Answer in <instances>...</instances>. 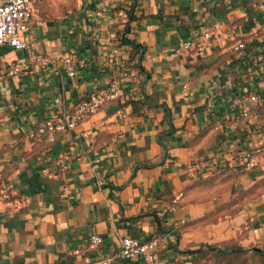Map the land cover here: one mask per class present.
I'll return each instance as SVG.
<instances>
[{"label":"crops","instance_id":"crops-1","mask_svg":"<svg viewBox=\"0 0 264 264\" xmlns=\"http://www.w3.org/2000/svg\"><path fill=\"white\" fill-rule=\"evenodd\" d=\"M206 28L209 47L177 51ZM124 31L145 46L136 67ZM28 37L0 48V264H137L116 256L123 236L155 241L161 264L264 246V0H38ZM112 80L123 94L72 131L37 132ZM240 149L259 164L237 167Z\"/></svg>","mask_w":264,"mask_h":264},{"label":"built area","instance_id":"built-area-1","mask_svg":"<svg viewBox=\"0 0 264 264\" xmlns=\"http://www.w3.org/2000/svg\"><path fill=\"white\" fill-rule=\"evenodd\" d=\"M38 0H0V48L10 46L16 50L27 49L30 46L28 37L29 26L33 16V6ZM95 2L97 0H87ZM100 12H98L99 14ZM213 39V30L206 28L192 40L183 41L177 48L178 52H188L194 49L197 52L203 51L211 45ZM247 39L239 40L233 47L235 51L246 50ZM117 49H112L109 53V61L116 56ZM73 52L69 51L58 58V61L64 66L65 72L72 77L76 74V66L73 62ZM34 62L46 64L51 61L47 55L35 54L32 56ZM252 63V68L255 67ZM9 70V73H13ZM122 87L117 81H110L103 87H100L79 100L71 110L61 114L52 115L44 119L37 129L39 134L47 133L53 137L57 133L72 131L76 125L86 117L90 116L107 102L121 96ZM262 97L256 92H249L246 96L236 97L235 104L242 102L259 103ZM259 164V150L240 149L236 154V166L249 169ZM101 237L97 234H91L88 238L87 246L96 248L101 243ZM156 246L155 241L141 242L130 236H123L120 240V246L116 256L122 260L136 261L137 264H161L153 253ZM109 258L102 257L91 264H107Z\"/></svg>","mask_w":264,"mask_h":264},{"label":"rangeland","instance_id":"rangeland-1","mask_svg":"<svg viewBox=\"0 0 264 264\" xmlns=\"http://www.w3.org/2000/svg\"><path fill=\"white\" fill-rule=\"evenodd\" d=\"M199 259V264H264V246L243 248L223 254L206 251Z\"/></svg>","mask_w":264,"mask_h":264},{"label":"trees","instance_id":"trees-1","mask_svg":"<svg viewBox=\"0 0 264 264\" xmlns=\"http://www.w3.org/2000/svg\"><path fill=\"white\" fill-rule=\"evenodd\" d=\"M126 33H127L126 31L121 33L120 40L122 44L130 46L131 50L129 54V59L130 61H135V64L133 65V67H136V65H138V62L141 61L142 59L145 46L142 45L141 43L132 41L131 39L126 37ZM137 67L139 68L140 71H142L140 66H137ZM242 249L243 247L237 244H232V243H224L221 245L202 243L196 249L188 250L187 253L193 255V261L195 264H199V260H200L199 258H201L202 255L206 253V251H215L218 254H223V253H227L230 251H238Z\"/></svg>","mask_w":264,"mask_h":264}]
</instances>
